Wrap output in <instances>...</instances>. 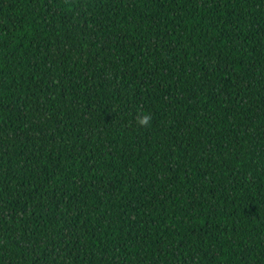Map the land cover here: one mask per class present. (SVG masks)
Returning a JSON list of instances; mask_svg holds the SVG:
<instances>
[{
  "label": "trees",
  "instance_id": "16d2710c",
  "mask_svg": "<svg viewBox=\"0 0 264 264\" xmlns=\"http://www.w3.org/2000/svg\"><path fill=\"white\" fill-rule=\"evenodd\" d=\"M0 264H264V0H0Z\"/></svg>",
  "mask_w": 264,
  "mask_h": 264
},
{
  "label": "clouds",
  "instance_id": "9594fccd",
  "mask_svg": "<svg viewBox=\"0 0 264 264\" xmlns=\"http://www.w3.org/2000/svg\"><path fill=\"white\" fill-rule=\"evenodd\" d=\"M150 117L149 116H147V115H144L142 118H140L139 120H138V123H139V125L140 126H147V125H149L150 124Z\"/></svg>",
  "mask_w": 264,
  "mask_h": 264
}]
</instances>
